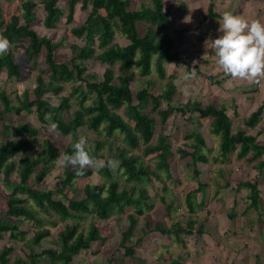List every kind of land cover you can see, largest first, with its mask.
Masks as SVG:
<instances>
[{"label":"trees","instance_id":"16d2710c","mask_svg":"<svg viewBox=\"0 0 264 264\" xmlns=\"http://www.w3.org/2000/svg\"><path fill=\"white\" fill-rule=\"evenodd\" d=\"M60 1L0 2V34L7 36L11 42L7 53L0 55V77L5 74L8 82L23 79V60L37 67L39 58L44 56L45 64L36 76L35 87L25 90L17 98L16 105L6 90L0 91V184L8 192L4 194L5 211L0 215V239L7 236L10 243L24 241L28 232L21 229V225L25 221L32 222L34 232L25 244L29 250L25 257L12 260L14 247L5 244L0 249V264H74L75 259L89 250L92 243L104 239L93 223L87 230L81 228L86 216L107 221L115 211L123 213L126 208H132L134 212L128 215L129 225L122 233L121 246L126 257L135 258V245L127 243L139 223L137 216H144L146 211L154 208L149 186L155 180L160 181L166 194L169 188L165 183L172 178L169 163L173 157L172 138L163 133L156 135L153 114L158 116L162 126L177 115L187 117L189 121L193 118L209 121L211 134L220 138V157L210 159L205 154L204 149L211 150L207 148L203 135L196 130L185 135L186 140L192 141L188 145L191 152L177 149L182 159L190 158L189 165L194 168L196 176L199 175L198 163L225 162L232 153H236L238 160L253 163L259 173L264 168V144L257 142L264 131L258 127L263 120L264 103L244 118L242 127L236 131L225 106L205 105L197 100L175 104L178 92L174 82L176 77L168 75L166 67L179 60V53L167 32L173 17L165 8L164 0H149L150 5L142 4L139 9L132 8V0H67L66 10L59 6ZM38 4L44 11L43 25L49 30L57 28L64 16L71 24L78 8L88 11L85 21L70 31L83 44L70 46L72 57L69 60L58 61L55 58V52L63 41L56 42L51 37L40 36L34 29V9ZM218 17L210 4L204 19ZM139 24H142V32ZM117 35L127 43H116ZM14 48L21 50L24 59L14 54ZM89 62L105 67L101 79L89 72ZM153 71L159 79L166 80L165 88L154 94L149 89L152 82L148 80L146 87L134 92L132 85L137 77L146 78ZM65 84L71 85V91L61 96L59 104L54 105L50 95L59 97L66 91ZM86 91L94 95L90 102ZM74 104L77 108L72 110ZM147 108L149 112H145ZM71 110L70 117L66 118L65 114ZM23 112L35 114L46 131L49 122L45 114L51 112L52 121L58 125L56 131L73 139L63 152L74 150L73 144L84 129L104 135L105 140L96 139L87 147L96 161L105 157L116 160L117 169L113 170L105 163L98 168L107 182L88 183L78 190L74 187L75 182L90 178L96 166L90 165L80 174L77 165L72 168L64 165L63 172L56 177V188H33L30 185L32 179L42 183L52 172L60 153L51 138L39 142L40 128L37 126L9 120L10 116H21ZM118 134L123 137L125 148L116 144ZM38 147L41 150L30 155L29 151ZM105 149L107 156H104ZM176 180L174 186L181 182L179 178ZM253 185L255 183L247 181L237 188L250 191L249 208L257 209L260 199L253 191ZM207 188L208 185L198 179L197 188L186 193L185 202L191 214L205 206ZM70 191L83 197L74 199L69 196ZM199 193L203 194L200 201ZM160 200L168 212L174 207L173 202H166L165 195ZM55 227L58 228L55 247L35 252L34 246L51 237V228ZM150 232L173 236L175 241L181 242L182 235L201 236L205 229L202 225L196 226L194 219H189L186 224L177 222L171 227L163 222L153 227L147 224L143 234L146 236ZM180 259L171 264H182ZM256 264H261L260 259Z\"/></svg>","mask_w":264,"mask_h":264},{"label":"rangeland","instance_id":"374dc122","mask_svg":"<svg viewBox=\"0 0 264 264\" xmlns=\"http://www.w3.org/2000/svg\"><path fill=\"white\" fill-rule=\"evenodd\" d=\"M40 1L41 0H36V2ZM0 2H4V0H0ZM142 4L150 5V1L132 0L133 9H139ZM59 6L66 10L67 0H61ZM87 15L88 11L78 8L75 13V19L71 24L66 22V17L64 16L57 28L49 30L43 25L44 11L43 7L38 4L34 9V18L36 20L34 29L40 36L51 37L56 42L63 41V45L55 52V58L58 61H66L72 57L70 46L72 44H83L80 40L73 37L70 31L73 27L81 25L85 21ZM139 30L140 32L143 31L142 24H139ZM115 42L121 45L127 43L125 39L119 35L116 36ZM21 53L19 48H14V54L24 59ZM87 66L90 73L98 75L99 79H101V75L105 69L104 66L93 62L87 63ZM44 67V56L39 58L37 67L27 64L26 61L23 60L24 78L19 81L8 82L6 75L2 74L0 77V91L6 90L13 103L16 105L18 103L17 98L21 97L25 90L30 91L35 87L36 76L39 70ZM176 72L178 71L176 70ZM148 80L152 82L149 84V89L154 94L161 92L165 88L166 80L159 79L157 74L153 71L152 74L146 78L137 77L132 85L133 91L136 92L146 87L148 85ZM205 80L208 79L193 80L197 82L196 84L199 83V85L192 84L193 92L188 93L187 90H189V88L187 84L192 80L175 79L174 82L178 90L174 99L175 104H185L190 101L189 98L195 99L197 96V98L202 99L205 105H217V100L211 101L212 99H206L208 95H206L207 93L205 92V86L203 84ZM211 80L218 79L214 76ZM220 80L224 79L222 78ZM205 82L207 90L210 86L207 81ZM65 88L66 91L60 94L59 97L53 94L50 95L54 105L59 104V98L61 96H65L71 91L70 84H65ZM211 88L215 89L213 86ZM193 93H195V95H192ZM86 94L89 96L90 102L91 99L94 98V95L91 91H86ZM136 103L137 101L135 100V104ZM76 108L77 106L74 104L72 110ZM72 110L65 114L66 118L70 117ZM145 112H149V108H147ZM153 116L156 119V135L163 133L172 138L171 146L173 157L169 160L172 178L165 183L169 188L166 194L162 191V183L160 181L155 180L153 185L149 186V193L154 202V208L150 211H146L144 216H137L139 223L136 227L134 236L131 238V241L127 243L128 245H135V258L126 257L124 255V249L121 246L122 233L129 225L128 215L134 212L132 208H126L123 213L115 211L113 216L107 221L93 218L90 215L86 216L81 223V228L87 230L89 225L93 223L99 228L104 239L92 243L91 248L77 257L74 264H171L177 258H181L182 264H256L258 259H260L261 264H264V168H262V172L259 173L255 169L253 163H248L244 159L238 160L236 158V153H232L228 156V161L225 162L219 161L220 163H215L212 161L208 164L198 163L197 168L199 170V175L196 176L193 172L194 168L189 165L191 161L190 158L182 159L177 149L182 148L191 152V148L188 145L192 141L186 140L185 135L191 130H196L203 135L207 148L211 150V152H208L204 149L205 154H207L210 159L220 157V138L211 134L209 121H200L197 118H193V121H189L187 117L177 115L172 116L169 121L162 126L159 123L158 116L156 114H153ZM242 117L243 115L231 117L234 131L242 127ZM9 120L27 122L37 126L40 128L39 142H42L48 137L51 138L56 142L60 154L65 147L73 141L71 137H64L59 134L56 129L51 128L49 120L46 131L32 112H23L21 116H10ZM260 125L264 130V114L263 121ZM1 126L0 124V128ZM80 136H85L87 138V144H92L96 139L105 140L104 135L96 134L87 129L79 133L78 138ZM117 137L118 141L116 144L125 148L126 145L123 143V137L119 134ZM257 142L264 144V131L258 137ZM40 150L41 148L38 147L33 151H29V153L30 155H35V153ZM103 152L104 156H107L106 149ZM23 155L24 153L21 154V156ZM109 160H113V158L105 157L99 159L97 162H102L103 165H105ZM117 166L118 162L110 167L116 170ZM69 167L72 168L73 166ZM63 170L64 165L60 164L57 160L52 172L42 183H38L32 179L30 185L40 190L54 189L58 186L56 177L61 174ZM94 170L95 172L90 178L76 181L74 187L81 190L82 187L88 183L99 184L107 182L105 175L98 167H95ZM177 178H179L181 182L174 186ZM198 179L200 182L208 185L205 193L206 203L202 210L197 211L195 214H191L186 206L185 198L188 191L197 188ZM247 181L252 184L255 183V185H253V191L260 199L257 209L249 208L251 201L248 195L250 191L248 189L237 188L240 183ZM7 193L8 192L0 184V215L4 213L6 208L4 194ZM163 195L166 196L167 203H174V207L169 212L167 211L166 205L160 200V197ZM202 195V193L198 194V201L202 199ZM69 196L74 199L83 197L71 191ZM21 197L24 198L25 196L21 195ZM189 219H194L196 221V226H204L205 233L201 236L182 235L181 242L175 241L173 236H163L158 232H150L146 236L143 234V230L146 228L147 224L153 227L155 224L163 222L171 227L177 222L186 224ZM46 227H49V225ZM21 229L28 232L24 241L10 243L7 236H5L4 239H0V249H2L5 244L14 247V252L11 255L12 260L16 257L26 256L29 250L25 244L34 235L33 224L30 221L22 223ZM51 231V237L34 246L35 252L40 253L43 249L55 247L58 228H51Z\"/></svg>","mask_w":264,"mask_h":264},{"label":"crops","instance_id":"0c3cea01","mask_svg":"<svg viewBox=\"0 0 264 264\" xmlns=\"http://www.w3.org/2000/svg\"><path fill=\"white\" fill-rule=\"evenodd\" d=\"M210 4L219 17L205 20ZM164 5L173 17L167 32L173 38L175 50L179 53V60L167 65L168 75H174L179 80H192L187 84L188 93L193 92L192 84L197 83L193 80L207 78L205 81L210 86L207 90L206 82L203 81L208 95L206 99L217 100V106H225L230 118L243 115V121L264 103V77L255 80L230 77L216 63L211 41H206L220 35L219 19L224 11L241 14L249 20H264V0H164ZM185 73L191 74L189 79H184ZM214 76L218 80H211ZM222 78L224 80H220ZM189 100L202 102L197 96ZM260 124L259 128L262 127Z\"/></svg>","mask_w":264,"mask_h":264},{"label":"clouds","instance_id":"9594fccd","mask_svg":"<svg viewBox=\"0 0 264 264\" xmlns=\"http://www.w3.org/2000/svg\"><path fill=\"white\" fill-rule=\"evenodd\" d=\"M220 35L209 38L215 52L216 63L230 77L255 80L264 77V20H249L241 14L224 11L219 19ZM11 42L7 36L0 34V55L7 53ZM190 73L184 74L189 79ZM50 121V127L58 125L52 121V113L45 114ZM72 152H62L58 157L60 164L65 166L77 165V172L82 174L88 166L102 167L87 147V138L80 136L73 144ZM117 161L109 160V166Z\"/></svg>","mask_w":264,"mask_h":264}]
</instances>
